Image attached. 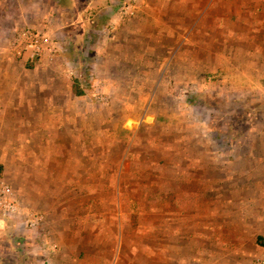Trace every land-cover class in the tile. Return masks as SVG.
Segmentation results:
<instances>
[{
	"label": "rangeland",
	"instance_id": "1",
	"mask_svg": "<svg viewBox=\"0 0 264 264\" xmlns=\"http://www.w3.org/2000/svg\"><path fill=\"white\" fill-rule=\"evenodd\" d=\"M210 1L0 0V54L27 27L55 48L0 79V178L45 217L0 216L2 264H264V197L232 187L264 71L231 50L260 32Z\"/></svg>",
	"mask_w": 264,
	"mask_h": 264
},
{
	"label": "crops",
	"instance_id": "2",
	"mask_svg": "<svg viewBox=\"0 0 264 264\" xmlns=\"http://www.w3.org/2000/svg\"><path fill=\"white\" fill-rule=\"evenodd\" d=\"M213 0L210 1L212 3ZM232 4L235 5L236 11L234 13H240V14H246L247 20L245 22L246 29L248 31H252L254 33H258L256 35H259L261 38L256 39L254 34L250 35V38L246 40V46L244 49L239 47L237 50H231L234 55L241 54L244 56H249L248 62L250 63L248 69L252 70L250 73H245L243 71V79L246 77H261L262 74L255 73L253 69L256 72H263L264 71V0H234ZM232 4H226L224 3V7L228 8ZM227 5H229L227 7ZM231 9H229L230 12ZM228 11V10H227ZM4 11L2 10V14ZM245 20V19H244ZM31 22V21H30ZM229 25V23L227 24ZM231 26V25H230ZM34 29V28H33ZM39 30V29H37ZM42 30V29H41ZM39 30V31H41ZM257 30V31H256ZM45 35L46 34L43 30L41 31ZM5 33V26L0 25V35ZM50 37V36H49ZM1 38V37H0ZM51 38V37H50ZM52 39V38H51ZM1 40V39H0ZM3 52L0 54V79L8 76L7 68L8 66L5 64L7 63V59L12 58V55L10 54L9 50L4 48L2 50ZM247 60V59H246ZM239 67L242 66L241 61ZM258 64H263L262 66ZM244 68V67H243ZM256 68V69H255ZM34 101L22 103V109L25 111L34 110L36 108H39L38 106L34 105ZM13 104L6 100V91L3 86H0V110H7L9 106H12ZM8 120L7 117H5L3 114H0V126H3L6 124V121ZM20 120L24 121L25 124H34V122L39 123V117L36 113L25 114ZM247 146L248 154L245 158V163H237L238 165L246 164V170L237 169V172L234 174L242 178V174H244L245 178L252 179L254 177V180L247 181L246 179L240 180L239 184L237 182H233L232 187L238 186L239 190H250V196L251 197L256 196H263L264 197V118L259 119L255 121L252 126L248 129L247 132V139L245 142ZM1 147V145H0ZM238 157H243L244 154L237 153ZM237 157V156H236ZM240 160V158H238ZM0 164L2 165V173L5 170V162L0 160ZM236 165V162L235 164ZM3 175V174H2ZM5 179V178H4ZM235 184V185H234ZM231 186L224 185V188H229ZM242 195V193H241ZM248 197V198H249Z\"/></svg>",
	"mask_w": 264,
	"mask_h": 264
},
{
	"label": "built area",
	"instance_id": "3",
	"mask_svg": "<svg viewBox=\"0 0 264 264\" xmlns=\"http://www.w3.org/2000/svg\"><path fill=\"white\" fill-rule=\"evenodd\" d=\"M10 54L23 61L40 59L54 52V41L43 32L30 27L21 28L13 33L8 41ZM0 214L24 219L28 228L40 225L45 217L41 211L25 208L10 184L0 178Z\"/></svg>",
	"mask_w": 264,
	"mask_h": 264
},
{
	"label": "trees",
	"instance_id": "4",
	"mask_svg": "<svg viewBox=\"0 0 264 264\" xmlns=\"http://www.w3.org/2000/svg\"><path fill=\"white\" fill-rule=\"evenodd\" d=\"M29 62H32L33 63V60H31V61H29ZM79 81H78V79H76L75 80V83H74V85H73V92L76 94V95H80V94H82V90H81V87H80V85H79V83H78ZM2 175V165L0 164V176ZM0 216H2V220H7V219H10V218H13V217H8V216H5V215H1L0 214ZM20 235H16V234H14V232H12V234H11V237L12 238H16L17 239V237H19ZM17 242H18V240H17ZM0 264H2L1 263V261H0Z\"/></svg>",
	"mask_w": 264,
	"mask_h": 264
}]
</instances>
